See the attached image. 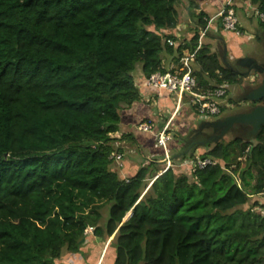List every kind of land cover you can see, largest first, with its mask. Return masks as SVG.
I'll return each instance as SVG.
<instances>
[{
    "label": "trees",
    "instance_id": "16d2710c",
    "mask_svg": "<svg viewBox=\"0 0 264 264\" xmlns=\"http://www.w3.org/2000/svg\"><path fill=\"white\" fill-rule=\"evenodd\" d=\"M179 3L0 0V264H65L89 227L114 236L113 264H264V125L249 142L180 136L175 161L199 148L215 161L190 173L144 160L123 177L112 157L124 151L112 137L121 113L141 99L137 65L166 72L168 49L179 64L168 71H182L208 25L190 8L193 36L169 45ZM194 74L204 88L241 81L203 43Z\"/></svg>",
    "mask_w": 264,
    "mask_h": 264
},
{
    "label": "crops",
    "instance_id": "0c3cea01",
    "mask_svg": "<svg viewBox=\"0 0 264 264\" xmlns=\"http://www.w3.org/2000/svg\"><path fill=\"white\" fill-rule=\"evenodd\" d=\"M187 1L190 2L192 0H180L183 4V9L185 7V10L188 12V18H186L185 13L184 16H182L181 13L177 28L165 31L166 33H172L175 36V39L176 37L178 38L175 41L178 45L184 40H189L193 36L194 28L196 26L195 17H192L190 8L186 5ZM193 1V12L198 14L203 11L207 14L208 18L211 19L216 16L228 0ZM233 8L238 17L240 28L238 33L225 30L223 28L221 18L214 19L209 24L210 26L208 29V34L213 36V38L217 40V42L219 41L220 44L222 43L218 46V51L215 50L214 47L210 46L211 50L213 52H217L220 56L221 52H223L226 58L228 57L229 48L234 50V52H237L236 50L240 49L242 41L239 39L238 35L248 34L251 37L258 38L261 34H264V26L259 23L260 20L264 21V14L259 12L256 5H254L251 0H233ZM246 19H248L249 22L245 21ZM212 30L213 32H210ZM260 39L262 38H259V42H261ZM202 43L205 44L203 39ZM161 57L163 66L167 68V71L179 66L175 59V52L172 53L168 49H165L162 52ZM239 57L252 58L254 61L257 60L258 63L261 61L256 56H244L239 53H237V55H232L230 58H235L236 60ZM229 62L230 60L228 59L227 65H225L228 66ZM261 64L264 63L261 61ZM195 67L197 68V65H195ZM134 78L136 86L141 93V99L140 101L134 103L131 107L122 111L120 129L116 133L112 134V137L116 140L115 143L124 148V166L121 169L122 176L129 177L136 174L139 167L144 163V160H146L145 163L157 160L161 164L162 168L165 169L167 168L168 160L170 159L172 167H177L183 172L190 173V163L193 158H186L179 162L174 160L176 153L180 152L184 147V142H180L179 140L180 136L186 137L191 131H194V133H197L198 136H202L203 139L209 141L213 138V129L206 127L202 128L201 124L203 122L220 118L221 115H223L222 117H225L237 112L229 114L222 113L218 117L207 120L200 117L195 112L194 108L190 104L189 94L180 95L177 93H170L165 89L150 87L146 82V75L142 72L141 64L137 65L136 70L134 71ZM245 90H243L244 94H246ZM228 94L229 93H227V96L221 101L224 107L228 106L229 103ZM248 95L249 94L243 97L238 104L244 105V102L249 100L247 98ZM247 108L248 106L246 109ZM149 121L153 124L152 129L150 131H145L141 128V125ZM165 126H168L170 139L168 140L166 146L160 147L157 145L156 135ZM204 142L205 141H203V143ZM202 152L203 150L200 148L196 150L195 158L200 156ZM113 238L114 236L102 239L96 237L94 232L88 233L86 242L82 247L81 254L66 253L63 255L62 261L65 264H113L114 261H110L109 263L107 261L109 253L116 255L114 252L115 248H111V241Z\"/></svg>",
    "mask_w": 264,
    "mask_h": 264
},
{
    "label": "built area",
    "instance_id": "2783aa9c",
    "mask_svg": "<svg viewBox=\"0 0 264 264\" xmlns=\"http://www.w3.org/2000/svg\"><path fill=\"white\" fill-rule=\"evenodd\" d=\"M221 18L223 27L231 32L238 31V17L233 8V0H228V2L223 6V8L216 14L215 17L208 20L207 27L202 30L198 46L195 50H185L184 56L180 60V64L183 68L175 69L174 72L171 71H157L146 77V82L150 87L161 88L169 91L170 93H177L180 95L189 94L190 104L194 108L195 112L204 119H213L222 113L224 105L221 103L222 100L227 96L229 85L224 82L218 86L200 87L196 75L194 74V64L196 61V54L200 47L202 46V39L206 36L209 24L214 20ZM167 43L172 46H178L177 42L173 39H167ZM152 122H146L141 125L145 131H150L152 129ZM157 145L160 147L166 146L170 135L168 133V126H165L156 135ZM112 157L116 160L118 167H122L124 164V157L122 153H112ZM215 161L211 158H201L200 156L194 158L190 163V171H195L196 169H203L209 165L214 164ZM171 166V160H168V166L164 169L167 170ZM93 231V227H89L88 230Z\"/></svg>",
    "mask_w": 264,
    "mask_h": 264
},
{
    "label": "rangeland",
    "instance_id": "374dc122",
    "mask_svg": "<svg viewBox=\"0 0 264 264\" xmlns=\"http://www.w3.org/2000/svg\"><path fill=\"white\" fill-rule=\"evenodd\" d=\"M185 2V1H183ZM228 2V1H227ZM186 5L188 8H192L190 6V2H186ZM183 4L180 2L178 5L176 4V7L178 8L179 10V13L181 14L182 13V16H184V13H185V16L186 18H188V12L185 10V7L183 9ZM258 14V13H256ZM255 16V14H254ZM258 19V18H257ZM245 21L249 22L248 19H246ZM248 27V26H246ZM224 28V27H223ZM225 29V28H224ZM226 30V29H225ZM228 31V30H227ZM239 31V29H238ZM210 32H213L210 31ZM251 33V32H250ZM222 35V33H221ZM226 36V35H225ZM221 37V36H219ZM224 37V35H223ZM239 39H241L242 41V45L240 46V49L236 50L237 52H234V50H232L231 48H229L228 50V57L226 58L225 55L223 54V52H221V58H222V61L227 63L228 62V59L231 61V62H234L235 61V58H230L232 55H237V53L241 54V55H253V56H256L259 60H262L264 59V34H261V38L259 42V39L255 38V37H251L250 35L246 34V35H238ZM203 42L205 44H210L211 47H214L215 50H219L218 46L221 45L219 43V41L217 42V40H215L213 38V36H211L210 34L204 36L203 38ZM217 46V47H216ZM223 48V47H222ZM241 57L237 58V60H239ZM253 73H254V69L252 70ZM249 76L248 75L247 77L246 76H243L241 77V81H240V84L239 85H233V86H230V90H229V94H228V106H225L223 107V110H222V113L224 114H229V113H232V112H241L242 110L246 109V107L248 106L246 102H244V105L243 104H238L243 96H242V93H243V90L242 89V86H246L249 84ZM261 77L262 79V75L259 76V78ZM230 105V106H229ZM223 115H221L220 117H222ZM218 117V116H216ZM239 125H236L235 126V129L233 130H230L227 135L225 136V139L226 140H229V139H232L233 137H237L238 134H235V130L238 128ZM244 128V127H243ZM246 129V128H244ZM245 131V130H244ZM248 136L250 137L251 136V133L248 134ZM211 142H217L214 140V138H212L211 140H209ZM252 184H254V180L251 181ZM249 190H251V187H249ZM260 199H258L257 197H253L251 199V202L249 203V205L251 204L252 205V202L257 200L259 201L260 204H264V194H259L258 195ZM249 205H245V208H247ZM264 208H261L260 206L258 207H255V210L257 211H262L264 212V210H262ZM103 212H105V208L103 209ZM130 215V213L127 215V217ZM88 233H93V231H91L90 229L88 230ZM111 248H114L111 244ZM114 252H115V249H114ZM115 254H112V253H109L108 254V257H107V261L108 263L110 261H114L115 260Z\"/></svg>",
    "mask_w": 264,
    "mask_h": 264
},
{
    "label": "water",
    "instance_id": "95a60500",
    "mask_svg": "<svg viewBox=\"0 0 264 264\" xmlns=\"http://www.w3.org/2000/svg\"><path fill=\"white\" fill-rule=\"evenodd\" d=\"M239 61L247 63V65L253 64V69L263 75L261 84L253 88L247 98L254 102L264 99V64L256 63L254 59L246 57L239 59ZM225 64L227 65V63ZM236 125L247 129V135L244 134V136H241L244 141L249 142L256 140L261 127L264 125V103L256 104L248 111L237 112L212 121L203 122L201 127L212 128V137L215 141H219L224 139L230 130L235 129ZM250 133L251 136L249 137L248 134ZM132 213L133 212H130V215L126 217L125 220L128 219Z\"/></svg>",
    "mask_w": 264,
    "mask_h": 264
},
{
    "label": "flooded vegetation",
    "instance_id": "af4514ba",
    "mask_svg": "<svg viewBox=\"0 0 264 264\" xmlns=\"http://www.w3.org/2000/svg\"><path fill=\"white\" fill-rule=\"evenodd\" d=\"M261 61L264 63L263 59ZM261 61L259 62V64H261ZM255 62L258 63L257 60ZM228 66L231 70L238 73L239 76H241V77H243V76L247 77L248 75H250L249 76V84L246 86H242V89H244V90L246 89L245 90L246 94H244V91L242 93L243 97H245L247 94H250V92L252 91L253 88H255L261 84L262 79H261V77L259 78V76H261L262 74L260 75L257 71L256 72L254 71V73H253V71H252L253 70V64L247 65V63H242L236 59L234 62L230 61ZM262 78H263V75H262ZM246 103L248 105V108L245 110H242V111H248L250 108H252L256 104L261 103V100L256 101V102L251 101V100H248V101L246 100ZM234 133L238 134L237 137H241V136H244V134L247 135L248 131H247V129H244L243 127H238Z\"/></svg>",
    "mask_w": 264,
    "mask_h": 264
}]
</instances>
